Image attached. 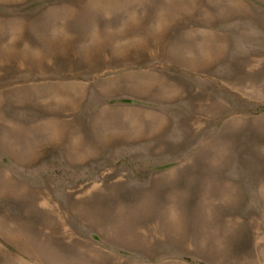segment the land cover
<instances>
[{"label": "rangeland", "instance_id": "374dc122", "mask_svg": "<svg viewBox=\"0 0 264 264\" xmlns=\"http://www.w3.org/2000/svg\"><path fill=\"white\" fill-rule=\"evenodd\" d=\"M0 264H264V0H0Z\"/></svg>", "mask_w": 264, "mask_h": 264}, {"label": "crops", "instance_id": "0c3cea01", "mask_svg": "<svg viewBox=\"0 0 264 264\" xmlns=\"http://www.w3.org/2000/svg\"><path fill=\"white\" fill-rule=\"evenodd\" d=\"M216 20V19H215ZM196 31V30H195ZM208 31V30H207ZM215 31V30H214ZM209 31L208 37L210 36H216V32ZM194 32V30H193ZM213 37V40H214ZM131 104V103H126ZM109 112V109L101 108L99 109L91 120V126L93 129L98 131L100 129L99 127L104 123L107 122L101 118V116L104 114V111ZM99 117V118H98ZM164 121H160L161 123L166 124L167 120H169L167 117H164ZM160 119H157L156 125H158ZM125 121V120H124ZM130 121H127L126 124L130 125ZM160 123V124H161ZM113 124H118L114 121ZM118 125H125V123H121ZM139 124L136 123L134 130L127 128V130L119 131V132H111V133H104L102 131H99L96 133V135H87L86 137L83 135L80 139V146H81V154L80 155V163L84 164L89 161H97L101 159L104 156L105 151H110L113 148H116L118 146H134V147H142L149 141H152L154 139H158L160 135H148L145 127L138 126ZM169 123L166 124L168 127ZM119 127V126H118ZM131 128V126H130ZM151 130V129H149ZM64 147V145H63ZM102 156V157H101ZM100 157V158H99Z\"/></svg>", "mask_w": 264, "mask_h": 264}, {"label": "trees", "instance_id": "16d2710c", "mask_svg": "<svg viewBox=\"0 0 264 264\" xmlns=\"http://www.w3.org/2000/svg\"><path fill=\"white\" fill-rule=\"evenodd\" d=\"M112 102H120V103H135L133 100H127V99H120Z\"/></svg>", "mask_w": 264, "mask_h": 264}]
</instances>
